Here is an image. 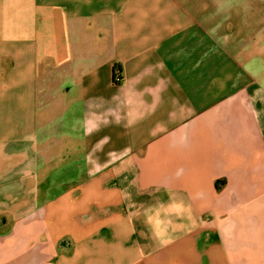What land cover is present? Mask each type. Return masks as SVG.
I'll list each match as a JSON object with an SVG mask.
<instances>
[{
	"label": "crops",
	"instance_id": "crops-1",
	"mask_svg": "<svg viewBox=\"0 0 264 264\" xmlns=\"http://www.w3.org/2000/svg\"><path fill=\"white\" fill-rule=\"evenodd\" d=\"M0 264H264V0H0Z\"/></svg>",
	"mask_w": 264,
	"mask_h": 264
},
{
	"label": "rangeland",
	"instance_id": "rangeland-1",
	"mask_svg": "<svg viewBox=\"0 0 264 264\" xmlns=\"http://www.w3.org/2000/svg\"><path fill=\"white\" fill-rule=\"evenodd\" d=\"M8 113V110H7ZM6 129H11L9 131L5 132V135L7 137V140L9 139V137H13L14 132L12 131L13 128V117L12 115H6ZM243 214V212H241L236 205H231L229 211L226 212H217L214 211L213 213H202L199 214V219H214V221H219V226L221 228L222 234L225 238V241L227 243V247L228 248H236V243H235V235H236V229L235 227L238 225V222L240 220V215ZM237 236V235H236Z\"/></svg>",
	"mask_w": 264,
	"mask_h": 264
},
{
	"label": "built area",
	"instance_id": "built-area-1",
	"mask_svg": "<svg viewBox=\"0 0 264 264\" xmlns=\"http://www.w3.org/2000/svg\"><path fill=\"white\" fill-rule=\"evenodd\" d=\"M121 81V77L120 76H116L115 77V82H120Z\"/></svg>",
	"mask_w": 264,
	"mask_h": 264
}]
</instances>
